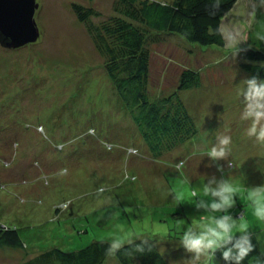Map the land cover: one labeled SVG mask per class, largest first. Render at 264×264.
<instances>
[{"label": "rangeland", "instance_id": "1", "mask_svg": "<svg viewBox=\"0 0 264 264\" xmlns=\"http://www.w3.org/2000/svg\"><path fill=\"white\" fill-rule=\"evenodd\" d=\"M37 1L39 41L19 48L0 42V155L9 163L0 161V223L18 227L25 243L0 247V264L51 247L78 250L116 235L154 240L171 264H186L192 254L175 237L203 210L188 202L176 205L175 190L185 188V177L190 186L229 174L264 183V145L244 135L250 122L242 119V88L251 75L241 54L243 47H257V33L264 34V1L235 3L222 21L224 47L153 35L147 45L153 97L177 90L186 68L198 70L201 79L179 91L195 135L159 157L121 106L105 56L74 8L75 3L94 9L91 20L103 24L118 14L121 0ZM218 135L232 137L231 150L226 158L212 159L203 151ZM64 200L68 206L57 211ZM243 208L238 197L232 214L243 216ZM250 230L264 252V224L253 220ZM105 264L120 263L109 254Z\"/></svg>", "mask_w": 264, "mask_h": 264}, {"label": "trees", "instance_id": "2", "mask_svg": "<svg viewBox=\"0 0 264 264\" xmlns=\"http://www.w3.org/2000/svg\"><path fill=\"white\" fill-rule=\"evenodd\" d=\"M237 1L121 0L123 7L116 9L118 14L103 24H95L91 20L94 9L74 3L78 19L85 23L94 44L105 56V70L121 106L130 114L139 135L154 156L159 157L177 149L195 135V124L179 91L198 86L201 79L198 70L186 68L181 72L177 90L153 97L148 88L151 66V52L147 48L149 41L155 33H171L193 44L224 47L227 41L222 21ZM254 1L260 3L264 0ZM261 25L264 26L263 19ZM254 43L257 47L241 49L242 66L251 76L264 78V39H255ZM61 145L64 146L63 143ZM135 147H131L132 152L138 153ZM1 156L2 165L8 167L9 163ZM36 163L39 164L38 161ZM46 174L42 176L44 183L49 182ZM68 204V201H62L56 207L57 211ZM177 238L175 241H179ZM107 242L92 241L78 250L51 247L40 253L27 252L22 261L14 264H105L110 246ZM253 242L256 249L250 258L255 264V256L261 253L255 234ZM0 247L25 248L18 227L0 223ZM115 256L120 264H171L158 243L146 238L132 240ZM217 257L221 264H229L223 260L222 253H217Z\"/></svg>", "mask_w": 264, "mask_h": 264}, {"label": "clouds", "instance_id": "3", "mask_svg": "<svg viewBox=\"0 0 264 264\" xmlns=\"http://www.w3.org/2000/svg\"><path fill=\"white\" fill-rule=\"evenodd\" d=\"M257 36L264 39V34L257 33ZM242 97V119L250 122L244 129V135L264 145V78H245ZM217 141L206 147L203 154L212 159L226 158L231 150L232 137L218 135ZM183 166V161L176 165L177 169ZM182 183L185 188L175 190L176 205L188 202L197 210H203L202 214L191 217V223L179 234L180 244L192 254L186 264H216L217 253H222L223 260L229 264H245L246 261L252 264L250 257L256 244L250 225L253 220L264 224V183L249 184L243 175L237 177L232 174L201 178L202 186H190L189 177H185ZM238 197L245 213L239 218L231 211ZM132 240L116 235L107 242L110 245L107 252L117 255ZM255 264H264V252L255 256Z\"/></svg>", "mask_w": 264, "mask_h": 264}, {"label": "water", "instance_id": "4", "mask_svg": "<svg viewBox=\"0 0 264 264\" xmlns=\"http://www.w3.org/2000/svg\"><path fill=\"white\" fill-rule=\"evenodd\" d=\"M37 0H0V42L18 48L36 42L41 29L35 13Z\"/></svg>", "mask_w": 264, "mask_h": 264}, {"label": "crops", "instance_id": "5", "mask_svg": "<svg viewBox=\"0 0 264 264\" xmlns=\"http://www.w3.org/2000/svg\"><path fill=\"white\" fill-rule=\"evenodd\" d=\"M17 255V254H16ZM24 258H21V260L20 261H22Z\"/></svg>", "mask_w": 264, "mask_h": 264}]
</instances>
